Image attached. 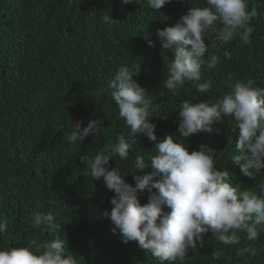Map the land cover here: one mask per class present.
Instances as JSON below:
<instances>
[{"label":"trees","instance_id":"1","mask_svg":"<svg viewBox=\"0 0 264 264\" xmlns=\"http://www.w3.org/2000/svg\"><path fill=\"white\" fill-rule=\"evenodd\" d=\"M253 4L260 7L258 18L251 22L255 31L250 45L241 46L237 38L213 47L211 38L206 39V57L215 53L220 63L204 70L199 83L210 80L212 88L201 94L188 82L173 94L163 86L172 53L163 52L156 31L173 26L190 7L207 6L206 0H171L159 10L150 9L146 0L127 5L122 0H0V216L8 220L0 249L25 247L33 239H63L66 252L79 259L78 264H159L138 242L124 244L119 232H111L113 225L102 214L111 211L114 193L102 178L93 180L80 160L129 131L117 118L110 92L103 89L118 67L140 64L134 80L154 103L161 104L150 119L159 141L178 135L182 100L214 102L229 90V76L252 78L264 87V0H249V10ZM106 12L115 24L102 22ZM147 35L155 47L148 46ZM225 51L231 59L224 56ZM91 119L101 121L100 137L68 144L65 133L72 124L82 121L83 128ZM213 127L219 128V135L200 132L182 141L189 153L200 145L213 148L219 156L218 170H228L234 186L259 194L256 185L264 182V174L245 177L231 161L237 154L235 122L226 117ZM155 143L139 135L129 160L115 157L109 161L111 168L119 165L122 173L127 172L137 152L154 154ZM150 171L131 172L125 180L134 187L133 176ZM148 195L147 190L138 193L142 206ZM35 211L51 212L55 226L34 230ZM238 235L239 245L225 246L209 232L203 247L189 249L183 264H264V232L254 243L244 233ZM249 244L257 249L255 256L236 255L237 248Z\"/></svg>","mask_w":264,"mask_h":264},{"label":"clouds","instance_id":"2","mask_svg":"<svg viewBox=\"0 0 264 264\" xmlns=\"http://www.w3.org/2000/svg\"><path fill=\"white\" fill-rule=\"evenodd\" d=\"M133 2L145 0H122L124 5ZM170 2L146 0L152 10ZM206 4L190 7L173 26L156 31L163 52L172 53L163 86L173 94H178L188 82L195 84L201 94L212 88L210 80L199 83L204 70L211 71L220 63L215 53L206 57V39L211 38L213 47L217 42L226 45L237 38L241 46L252 42L255 27L251 22L259 16V4H253L250 10L249 0H206ZM101 19L105 24L116 23L108 12ZM144 39L149 47H155L148 35ZM224 56L231 59L228 51ZM139 71L140 64L121 65L103 89L110 92L118 109L117 118L129 131L121 133L115 142H107L94 156H80L92 179L102 178L105 187L114 193L111 211L102 214L111 221V232H119L124 244L138 242L159 264H183L189 249H196L198 244L203 247L204 236L209 232L225 246L239 245L238 233H244L247 241L256 242L264 232V182L256 185L259 194L241 190L240 185L231 183L228 170H218L219 156L213 148L200 145L198 151L189 153L182 141L200 132L219 135V128L213 125L230 117L235 122L232 131L237 153L231 156L232 163L245 177L254 179L264 174V87H258L252 78L233 80L229 76V90L214 102L182 100L178 135H166L158 141L156 125L150 119L161 104L154 103L134 80ZM81 124L82 121L72 124L65 133L68 144H81L89 136L100 137V120L91 119L83 128ZM141 134L156 142L154 154L137 152L127 172L122 173L119 165L111 168L109 161L115 157L129 160V152ZM148 168L151 171L147 174L133 176L134 187L126 182L129 173H144ZM145 190L148 202L142 206L138 193ZM54 220L51 212L35 211L31 227L43 232L55 226ZM7 230L8 220L0 216V235ZM65 249L63 239H33L25 247L0 249V264H78L79 259ZM245 254L255 256L257 249L252 244L236 249L237 256Z\"/></svg>","mask_w":264,"mask_h":264}]
</instances>
